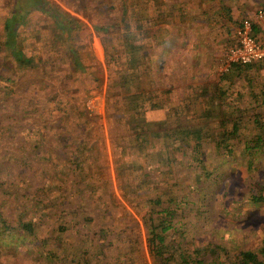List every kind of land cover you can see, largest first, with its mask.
Returning <instances> with one entry per match:
<instances>
[{"label": "rangeland", "instance_id": "obj_1", "mask_svg": "<svg viewBox=\"0 0 264 264\" xmlns=\"http://www.w3.org/2000/svg\"><path fill=\"white\" fill-rule=\"evenodd\" d=\"M42 1L40 7L32 9L37 0H0V181L12 184L11 191L7 188L1 192L0 207L10 222L18 216L42 219L37 234L50 242L58 216H67L66 222L73 226L81 214L102 215V202L106 201L108 215L88 224L89 231L76 226L79 232L74 229L65 234V255L71 260L72 248L86 240L83 235L105 225L114 228L108 233L110 241L119 234L121 238L136 237L141 245L143 259L126 263L127 257H122L120 264H153L146 251L144 201L125 204L116 184L113 153L126 133L118 127L116 115L109 118L105 114V91L115 69L103 56L100 42L106 35L94 30L119 24L123 1L127 6L136 0ZM164 4L165 11H172L170 24L174 27L169 30L172 38L153 50L159 58L153 64L159 74L154 83L162 89L173 84L172 100L180 103L190 94L188 87L228 72H219L224 63L222 51L211 66L205 62L191 72V0H164ZM154 5L159 6V2L152 1L150 6ZM59 13L76 20L80 30L63 39L64 20H53ZM12 17L22 21L17 25L16 43L25 56L31 57L32 68L19 67L4 45L5 23ZM72 54L80 58L84 73L75 72ZM96 94L104 100V114L89 118L84 104ZM238 106L246 112V123L250 122L253 109L243 103ZM165 115L164 110L149 112L146 120L158 122ZM203 151L208 176L186 168L184 162L173 169L177 185L173 193L183 199L180 201L186 209L175 220L177 231L169 236L168 243L175 240L178 249L189 252L210 242L235 251L256 250L264 236V205H250L248 194L256 183L264 184V157L257 154L255 167L249 172L239 158L240 148L234 162L216 154L212 145ZM25 158H29L25 160L28 164H22ZM48 183L54 186L53 191ZM47 189L51 190L48 194ZM112 244L121 249V244ZM13 248L16 251L0 252V264H37L35 254L25 255L21 245ZM91 256L88 252L86 258Z\"/></svg>", "mask_w": 264, "mask_h": 264}, {"label": "trees", "instance_id": "obj_2", "mask_svg": "<svg viewBox=\"0 0 264 264\" xmlns=\"http://www.w3.org/2000/svg\"><path fill=\"white\" fill-rule=\"evenodd\" d=\"M40 2L43 3L42 0H37L31 8L40 7ZM151 4L152 2L149 6ZM122 6L124 8L119 24L101 26L94 30L106 35L102 40L105 61L115 69V77L107 85L105 92V114L109 118L116 115L118 127L123 128L126 133L122 141L116 144L117 150L113 153L114 176L125 204L130 206L136 200L144 201L147 208L144 220L149 258L153 264H264V236H261L256 250L243 251L227 249L223 244L210 242L189 252L178 249L175 240L168 243L169 236L177 231L175 220L186 209V205L180 201L183 199L173 193V189L177 187L173 169L184 162L186 168L208 176L203 150L207 145H212L216 154L232 162L240 148L239 158L244 161L246 169L252 171L255 156L259 154L264 157V108L261 112L259 109L249 108L253 109L254 118L246 123V112L238 108L237 102H228L227 106L221 105L219 108L218 102L210 105L209 94L200 92L199 95L195 94L200 97L198 99L201 102L198 103L194 98L195 103L191 104V87L187 88L190 94L181 99L180 103L171 100L169 92H159L154 87L148 70L150 58L147 52L162 44L161 39L169 32L165 24L170 23L172 11H168V8L165 11L163 2L162 7L150 6L151 11L140 7L138 11L131 12L124 1ZM19 18H9L5 23L4 45L19 67L32 68L34 63L31 57L25 56L16 43L17 25L22 22ZM59 18L66 25L63 26L61 36L65 34L70 37L72 32L80 30L73 18L61 13L53 16L56 22ZM131 19L134 21L131 26L134 27L130 29ZM57 27L60 29L59 24ZM54 35L59 38L57 30H54ZM71 62L75 72H85L78 55L72 54ZM230 72L231 70L221 78ZM225 97L227 96L224 99ZM160 110L166 113L163 120H146L148 112ZM28 159L21 160L22 164H28L25 161ZM77 175L79 178L80 173ZM47 186L53 191L52 184L48 183ZM7 188L11 191L12 184L1 180L0 194ZM49 189L44 192L48 194L51 191L47 192ZM248 195L250 205H264V184L256 183ZM107 203L102 202L105 207L102 215L81 214L75 219L76 224L73 226L66 222L67 216H58L54 221V235H50L53 236L50 237V242L48 238L37 234L38 226L43 223L42 219L23 220L22 216H18L16 221L10 222L0 207V252H14L16 249L13 247L21 245L25 249V255L37 256V264H120L122 257H127L126 263L137 257L143 259L138 238H121L117 234L110 241L109 234L114 228L105 225L83 235L86 240L77 248H72L74 251L71 260L65 255V234L76 229V226L83 232L89 231L88 224L92 225L96 218L102 219L108 215ZM76 232L79 231L76 229ZM222 238L227 239L226 236ZM113 241L121 244V249L113 246ZM88 252H92V259L86 258Z\"/></svg>", "mask_w": 264, "mask_h": 264}, {"label": "crops", "instance_id": "obj_3", "mask_svg": "<svg viewBox=\"0 0 264 264\" xmlns=\"http://www.w3.org/2000/svg\"><path fill=\"white\" fill-rule=\"evenodd\" d=\"M154 1H159V5L162 7L164 0ZM151 2V0H144V2L139 0L138 2L135 1L133 5L127 4V8L131 12L138 11L140 7L150 10L149 4ZM261 9H264V0H191V72L205 62L211 66L214 62L213 60H217L216 57L220 55L221 51L224 61L228 51L236 43L235 29L244 19H248L253 23L255 37L259 41H264V20L257 19V14ZM133 22V19H131L130 29L134 27L131 26ZM170 23L165 24L167 30L174 27ZM169 34L168 32L161 39L160 43L162 44L150 48L147 52L150 58L148 70L153 82L154 77L159 76L157 67L153 69L154 62L159 59L153 54V50L163 46L170 40L172 37ZM64 36L65 34L61 37L63 38ZM102 40L100 43H102L101 47L104 56ZM170 82L172 83L173 79ZM202 85H205V87ZM202 85L191 86L194 87L191 88V94L194 95L193 99L191 98V104L195 103V100H200L198 99L200 97L196 96L195 93L199 95L200 92H206L211 96L210 105H212V102H218L219 108H221V105L227 106L228 102H237V105L243 103L247 107L254 109L264 108V61L248 66L235 65L234 69L225 77L205 81ZM154 87L160 90L159 92H169L171 100L172 95L175 99L173 84L169 88L162 89L155 82ZM225 95L227 97L224 99ZM204 102L206 103L205 100Z\"/></svg>", "mask_w": 264, "mask_h": 264}, {"label": "built area", "instance_id": "obj_4", "mask_svg": "<svg viewBox=\"0 0 264 264\" xmlns=\"http://www.w3.org/2000/svg\"><path fill=\"white\" fill-rule=\"evenodd\" d=\"M257 19L264 20V9L257 14ZM253 23L244 19L235 29V45L226 54L221 74L229 72L235 65L248 66L264 61V41L254 35ZM84 110L89 118H98L104 114V100L96 94L88 98Z\"/></svg>", "mask_w": 264, "mask_h": 264}]
</instances>
